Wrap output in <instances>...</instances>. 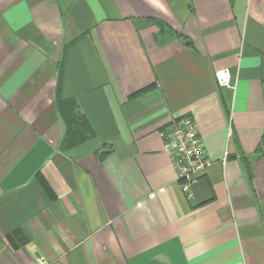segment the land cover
I'll use <instances>...</instances> for the list:
<instances>
[{"label": "crops", "instance_id": "1", "mask_svg": "<svg viewBox=\"0 0 264 264\" xmlns=\"http://www.w3.org/2000/svg\"><path fill=\"white\" fill-rule=\"evenodd\" d=\"M0 264H264V0H0Z\"/></svg>", "mask_w": 264, "mask_h": 264}, {"label": "built area", "instance_id": "2", "mask_svg": "<svg viewBox=\"0 0 264 264\" xmlns=\"http://www.w3.org/2000/svg\"><path fill=\"white\" fill-rule=\"evenodd\" d=\"M215 81L223 87H230L231 75L228 70L216 72ZM163 150L171 167L181 182L183 192H188L202 174L210 167L196 125L190 117H179L173 121L162 137Z\"/></svg>", "mask_w": 264, "mask_h": 264}]
</instances>
